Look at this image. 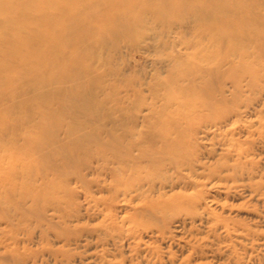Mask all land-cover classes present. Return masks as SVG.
I'll return each mask as SVG.
<instances>
[{
	"label": "rangeland",
	"instance_id": "1",
	"mask_svg": "<svg viewBox=\"0 0 264 264\" xmlns=\"http://www.w3.org/2000/svg\"><path fill=\"white\" fill-rule=\"evenodd\" d=\"M153 15L107 40L80 30L65 62L85 71L91 121L59 83L25 86L38 78L0 40V66L18 70L0 74V264H264V54L240 62L193 22ZM220 59L200 93L191 73L207 81ZM48 123L62 145L47 160L35 141Z\"/></svg>",
	"mask_w": 264,
	"mask_h": 264
},
{
	"label": "bare ground",
	"instance_id": "2",
	"mask_svg": "<svg viewBox=\"0 0 264 264\" xmlns=\"http://www.w3.org/2000/svg\"><path fill=\"white\" fill-rule=\"evenodd\" d=\"M136 2L138 5L140 2L142 6L139 12L132 10V3ZM260 7H264V0H214L208 5L192 0H0V40L1 43H10L9 49L4 53L6 59L13 63L17 61L22 71L38 78L35 82L28 81L25 86L32 90L41 84L55 87L59 83L60 97L70 96L75 99L87 120L91 121L94 120L98 104L76 88L82 85L80 77L85 76V71L79 70L80 73L74 75L75 72L69 70L65 62V56L71 54L70 51L75 52L76 56L79 52L76 46L85 41L83 35L79 34L81 29L87 30L91 35L97 31L105 39L115 33L125 35L138 21L141 22L140 18L145 13L154 14L153 17L155 16L158 22L163 17L173 18L182 24L193 22L204 35L206 34L210 43L225 46L223 49H226L228 54L237 56L240 62L246 63L252 54H264V31L259 30L264 29V16L257 15ZM128 11L129 16L126 15ZM5 34L6 36L2 37L4 41L1 36ZM223 63L220 59V63L207 70V81L202 76L200 79L198 73L193 70L191 79L194 83L202 84L198 90L200 93L214 92V82L220 81L224 74ZM0 68V74L12 75L9 76L11 79L17 75L18 70L15 67L5 65ZM11 79L8 78L9 82ZM173 82L174 80L168 84ZM235 84L237 89H240L238 79ZM5 91V87L0 89V104L3 102ZM56 117L57 114L54 118ZM2 121L3 117L0 115V123ZM80 127L83 125H70V136L73 139L79 137L77 141L84 144L100 140L98 134H85L78 129ZM55 132L56 128L49 126V123L45 124L41 136L35 141L37 154H40L41 158L44 157L43 159L48 160L47 149L50 146L59 148L62 145ZM67 142L72 143L70 138L66 144ZM172 149L169 142L161 151L168 152Z\"/></svg>",
	"mask_w": 264,
	"mask_h": 264
}]
</instances>
